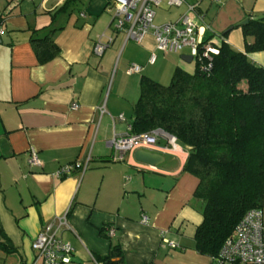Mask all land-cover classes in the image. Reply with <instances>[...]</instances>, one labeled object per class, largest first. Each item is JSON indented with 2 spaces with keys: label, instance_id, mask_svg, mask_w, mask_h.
Here are the masks:
<instances>
[{
  "label": "crops",
  "instance_id": "1",
  "mask_svg": "<svg viewBox=\"0 0 264 264\" xmlns=\"http://www.w3.org/2000/svg\"><path fill=\"white\" fill-rule=\"evenodd\" d=\"M64 1L0 0V225L8 238L0 236L6 246L0 247V264H41L31 242L63 216L67 226L57 235L73 248L68 264H95L94 257L107 255L113 245L124 264H220L194 248L204 202L193 195L197 179L182 169L186 146L175 141L172 147L160 137L149 149L162 157L157 165L136 161L134 153L110 159L111 140L133 120L141 76L167 85L175 68L193 72V59H182L189 50L162 53L154 49L151 33L140 43L115 33L97 57L94 41L112 33L111 6L106 0H76L69 12L56 13ZM202 2L196 3L204 15V38L218 42L226 32L225 42L244 51L238 23L264 17V0ZM51 21L59 28L52 35L59 54L41 64L29 35ZM155 22L160 23L156 17ZM152 53L155 61L149 63ZM248 57L264 67V51ZM132 63L142 67L140 73H127ZM29 151L37 153L40 165L28 163ZM88 153L90 165L82 175H54L60 165ZM261 210L264 216V203Z\"/></svg>",
  "mask_w": 264,
  "mask_h": 264
},
{
  "label": "trees",
  "instance_id": "2",
  "mask_svg": "<svg viewBox=\"0 0 264 264\" xmlns=\"http://www.w3.org/2000/svg\"><path fill=\"white\" fill-rule=\"evenodd\" d=\"M75 2L65 0L56 13L69 12ZM52 24L29 35L41 64L59 54L52 39L59 28ZM240 28L244 51L227 44L224 32L210 60L193 59V72L177 67L167 85L141 76L130 124L132 133L161 130L188 148L182 169L197 179L193 195L204 202L194 248L212 257L244 214L264 203V67L248 57L264 51V17L250 19ZM0 236L8 241L1 225ZM0 247L6 250L3 244ZM94 260L124 264L117 245Z\"/></svg>",
  "mask_w": 264,
  "mask_h": 264
},
{
  "label": "built area",
  "instance_id": "3",
  "mask_svg": "<svg viewBox=\"0 0 264 264\" xmlns=\"http://www.w3.org/2000/svg\"><path fill=\"white\" fill-rule=\"evenodd\" d=\"M111 6V20L109 29L112 33H102L94 41L92 53L100 57L111 46L115 33H122L124 41L140 43L144 36L151 33L154 41V49L162 53H178L183 49L189 50L192 59H211V54L217 52L214 39L204 41L206 24L204 15L198 11V3L187 4L183 13L175 20L161 23L155 22L156 8L162 4L168 7L179 8L184 0H106ZM217 3L219 0H212ZM84 14L82 13L81 16ZM1 33V31H0ZM220 39V38H219ZM149 63H154L155 54L149 57ZM210 63L203 67L209 68ZM142 67L132 63L127 68V73H140ZM73 103L71 108H76ZM123 119L122 115L118 116ZM117 135L111 140L113 161L123 160L125 154H132L138 149H151L160 137L174 147L175 138L167 135L161 130H154L147 133L135 134L130 130ZM173 139V140H172ZM28 163L40 165V160L35 151H29ZM90 154L84 158L70 163L60 165L54 175L56 177H67L78 173L82 175L90 165ZM145 221L146 217L143 216ZM67 226L66 217L56 219L49 223L45 229L39 232L31 242V248L36 259L41 264H68L71 261L73 248L70 244L62 241L58 231ZM108 235L114 234L112 227L107 230ZM162 242L174 247V244L162 238ZM218 263H242V264H264V216L261 208L248 210L234 227L232 234L227 237L218 254L214 256ZM94 260V259H93ZM94 263L97 262L94 260Z\"/></svg>",
  "mask_w": 264,
  "mask_h": 264
},
{
  "label": "rangeland",
  "instance_id": "4",
  "mask_svg": "<svg viewBox=\"0 0 264 264\" xmlns=\"http://www.w3.org/2000/svg\"><path fill=\"white\" fill-rule=\"evenodd\" d=\"M198 1L199 0H184V4L181 7H179V8L168 7L169 10H164V11H163L164 8L162 6L165 5V4H162L159 8H156V15H157L156 16V21L161 23V22H165V21H168V20H173L178 13L181 14V13H183L185 11L187 4L196 3ZM202 1L203 2L201 3V6H205L209 2V0H202ZM188 66H189L190 70L193 71L194 68H195L194 61H192L190 64H188ZM115 67L116 66L114 65V67H113L114 69H113V72H112V75H111V80H110V83H109V85L107 87V93L110 90V87H111V84H112V80H113V77H114V72L116 71ZM240 87L244 88L245 87V83H242Z\"/></svg>",
  "mask_w": 264,
  "mask_h": 264
},
{
  "label": "water",
  "instance_id": "5",
  "mask_svg": "<svg viewBox=\"0 0 264 264\" xmlns=\"http://www.w3.org/2000/svg\"><path fill=\"white\" fill-rule=\"evenodd\" d=\"M247 22L248 20L244 19L243 21L239 22L238 25L242 26ZM4 38L5 36H2V41L4 40ZM182 59L190 62L192 60V57L188 55V56H183ZM133 156L136 161L147 165H157L159 162L162 161V157L159 154L150 152L149 150L138 149L134 151Z\"/></svg>",
  "mask_w": 264,
  "mask_h": 264
},
{
  "label": "bare ground",
  "instance_id": "6",
  "mask_svg": "<svg viewBox=\"0 0 264 264\" xmlns=\"http://www.w3.org/2000/svg\"><path fill=\"white\" fill-rule=\"evenodd\" d=\"M173 140V139H172Z\"/></svg>",
  "mask_w": 264,
  "mask_h": 264
}]
</instances>
